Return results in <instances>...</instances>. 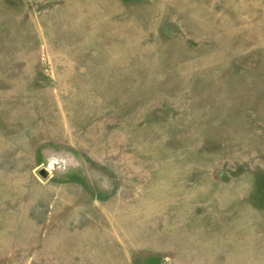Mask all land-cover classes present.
<instances>
[{
    "label": "rangeland",
    "instance_id": "rangeland-1",
    "mask_svg": "<svg viewBox=\"0 0 264 264\" xmlns=\"http://www.w3.org/2000/svg\"><path fill=\"white\" fill-rule=\"evenodd\" d=\"M0 264H264V0H0Z\"/></svg>",
    "mask_w": 264,
    "mask_h": 264
}]
</instances>
